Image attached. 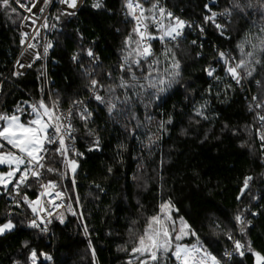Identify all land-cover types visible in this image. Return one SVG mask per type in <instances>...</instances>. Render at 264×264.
<instances>
[{
	"label": "trees",
	"instance_id": "trees-1",
	"mask_svg": "<svg viewBox=\"0 0 264 264\" xmlns=\"http://www.w3.org/2000/svg\"><path fill=\"white\" fill-rule=\"evenodd\" d=\"M141 1L145 7L152 2ZM162 1L174 15L205 27V36L199 37L197 33L193 34V30H186L179 39L180 48L177 52L182 53L181 79L156 100L144 95L133 98L127 105L118 103L117 107L125 111L114 113L112 117L103 105L92 101L89 104L93 112L90 126L97 130L101 138V151H88L90 138L85 137L84 126L79 120L73 119L78 137L74 143L76 149L84 155L79 159L75 190H72L70 174L61 182V189L67 190L65 194L73 202L77 215L69 214L63 224L54 219L49 225L51 234H39L22 225L21 221L28 219L22 209H12L17 213L14 218L17 229L0 236V264H12L13 260L24 264L30 248L50 253L54 257L52 262L42 261L43 264H93L92 250L95 251V264H126L131 248L130 243L126 244L129 239V223L138 220V228L142 230L141 214H153L159 202L157 194L161 186L164 188V198H172L179 209V215L188 220L204 246L217 258H222L225 249L231 248V243L223 236L212 234L208 218L218 217L226 224L237 210L245 206L259 212L255 218L250 215L248 217L255 226L247 232L246 239L252 242L255 251L264 253V199H259L264 193V176L261 175L264 173V163L259 157L257 141L246 132L239 131L254 123L255 113L248 110L247 104L249 93L253 95L259 89L254 82H246L243 90L235 88L234 92L229 93L227 102H222V90L228 81L224 80L217 85L203 73V68L212 60L214 46L221 50L233 48L240 39L237 30L241 34L244 30L255 31L251 28V22L255 19L259 23V17L250 15L249 23L245 24L234 15L229 31L225 33L229 38L225 39L211 22L205 25L203 17L210 14L204 8L205 4L212 11H222L228 0ZM122 3L123 0H102L103 7L93 9L92 2L86 1L75 17H62L59 22L53 19L57 27L49 31L50 41L53 42L49 93L53 98L57 95L61 97L62 109L69 106L70 100L84 98L87 93L83 90L85 80L81 69L70 59L76 50L91 47L100 57L104 70L117 63L121 41L131 28V23H125ZM17 12L20 13L18 9ZM57 14L54 12L53 17ZM21 18V13L13 15L0 11V78L7 72L20 48ZM117 29L120 31L117 32ZM81 36L83 39H80ZM195 39L196 44H191ZM154 49L157 53L161 50L159 41L154 42ZM197 52H201L203 58L196 57ZM80 63L86 65V58L82 57ZM38 72L39 63L35 62L25 74H6L0 82V112L10 114L18 102H31V98L37 99L40 96ZM217 74L223 77L221 71L218 70ZM103 83L109 84L112 81L104 80ZM209 84L213 86L211 96L205 93ZM217 91H221L219 99ZM115 95L122 99L123 90L118 89ZM205 99L208 100L210 111L207 112L210 117L198 124L190 122L188 117L192 106ZM169 114L173 116V124L167 126V132L155 146L145 148L141 142L144 139V128H137V122L155 131V123L162 118L167 119ZM133 115L136 119L131 118ZM146 117L153 118L152 125H148ZM133 129L135 131L130 134ZM181 129H184L185 134L181 135ZM234 130H237L235 134ZM242 143L244 147H241ZM248 143L253 145V150H249ZM120 144L124 147L118 153L117 145ZM6 149H9L7 145ZM161 160L164 161L163 166ZM109 167L112 168L111 174L108 173ZM1 169L6 171L7 166ZM245 175L256 177L251 194L258 197L257 201L250 202L249 195H245L242 202L235 199ZM36 186L37 182L33 181L28 189L22 190L21 195L27 192L34 198L33 189ZM77 197L79 206L75 204ZM10 202L1 190L0 222L8 218ZM80 216L84 218L82 221ZM84 226L89 229L87 236L83 233ZM235 238L245 239L238 232ZM22 241L29 242V249L21 247ZM89 241L92 250L88 248ZM120 246L127 250H118ZM253 262L251 254L246 253L243 258L234 255L226 264ZM162 264H175V261L169 257Z\"/></svg>",
	"mask_w": 264,
	"mask_h": 264
},
{
	"label": "snow or ice",
	"instance_id": "snow-or-ice-1",
	"mask_svg": "<svg viewBox=\"0 0 264 264\" xmlns=\"http://www.w3.org/2000/svg\"><path fill=\"white\" fill-rule=\"evenodd\" d=\"M42 2L47 6L51 0H42ZM13 4L29 13L28 16H23L20 23L26 26L25 22L31 20L34 33L29 40L28 32H20L19 42L22 46L20 56L33 61L47 57L49 49L53 47L52 41L45 38L42 44L43 54L33 50L37 49L41 29H53L56 28V24H49L47 17H44L43 23L35 27L38 18H33L32 13L34 8L39 7L36 0H0V11L5 14L19 15ZM28 4L32 6L28 7ZM59 4L64 8L53 17L55 21L59 22L62 17H75L79 0H59ZM91 7L101 9L102 0H93ZM204 8L210 13L203 17L204 23L211 22L219 35L225 39L229 38L225 36V33L229 31L234 15L242 19L245 24L249 23L250 15L259 17V23L255 19L251 22V28L255 31L244 30L241 34L237 30L240 39L233 48L221 50L214 46L212 60L203 68V73L217 85L224 80L228 81L222 90L224 95L222 102H227L229 93L234 92L235 88L243 90L246 82L255 83L259 91L251 96L247 104L248 110L255 113L254 123L239 131H244L249 137L259 141V157L264 163V0H255V2L254 0H243V2L228 0L227 6L219 12L212 11L208 4H205ZM123 9L125 23H131V28L121 41L119 57L115 65H110L107 70H104L101 67L100 57L91 47L81 48L70 57L73 64H78L81 69L85 80L83 90L88 94L86 97L70 100L66 111L60 107L61 97L57 95L53 98L49 93L47 99L42 95L35 102L27 100L18 102L11 115L0 112V165L7 166V171H0V190H3L11 201L8 205V218L0 222V236L17 229V224L14 223L17 213L12 209H24L25 215L30 212L31 217L21 223L39 234L48 233L49 225L54 219L63 224L65 210L73 216L77 215V212L73 210V202L69 200L65 203L67 190L61 189V182L71 173L72 190H75L77 186L75 175L80 166L79 159L84 155L75 148L73 143L78 139L77 129L73 124L74 118L84 126L85 137L90 138L88 151L102 150L101 138L97 130L90 126L93 112L89 109V104L92 101L103 105L112 117L114 113L125 111L117 107L118 103L127 105L133 101V98L144 95H149L156 100L181 79L180 55L182 53L177 52L180 48L179 39L183 36L184 29L192 25L175 16L160 3V0H152L148 7H145L141 0H124ZM39 11L44 13L45 8L39 7ZM218 20L224 22L218 23ZM195 27L199 28L203 34L204 29L201 25H195ZM153 28L155 33L151 30ZM119 31L120 29H117V32ZM80 39L83 37L81 36ZM155 41L160 43L159 53L154 49ZM191 44L195 45L196 41H191ZM81 53L87 57V65L80 63ZM196 57L203 58L202 53L197 52ZM15 66L19 69L30 68L32 65L24 64L18 58ZM218 70L223 73V77L217 75ZM19 75H22L19 71L12 72V76ZM104 80L112 81V83L105 84ZM118 89L123 90L122 99L115 95ZM41 92L43 93V89ZM205 93L212 95L211 84L205 89ZM220 95L221 91H217V99ZM207 108L208 100L206 99L202 103L194 104L188 117L189 121L197 124L201 120L207 121L209 118ZM25 115L28 116L26 121L22 119ZM131 118L136 119L135 115ZM146 120L148 125L153 124L152 117H146ZM172 124V114H169L167 119L162 118L155 123V131H152L151 127L141 125L138 121L136 127L144 128V139L141 141L143 146L148 149L155 146L167 132V126ZM134 131V129L130 130V134ZM236 131L234 130V134ZM183 134L185 131L181 129V135ZM6 145L10 146L7 151L4 150ZM244 146L245 144L242 143L241 147ZM123 147L122 144L117 145V152L119 153ZM247 147L250 151L253 150L251 143H248ZM163 163L164 161L161 160V166ZM111 172L112 168L109 167L108 173L111 174ZM261 175L264 176V173ZM51 177H57V179ZM255 179L253 175L243 177L242 185L235 197L237 202H242L245 195H249L250 202L258 200L256 195L251 194ZM33 181L37 182L36 188L33 189L34 198H31L27 192L21 195L22 190L28 189ZM97 187L99 188V185ZM157 195L159 202L153 214L147 216L141 214L142 230L138 228V220H132L129 223L127 230L129 239L126 244L130 243L131 248L126 264H162L167 262L169 257L174 259L175 264H226V261L231 260L234 255L243 258L246 253H250L254 258L253 264H264V253L255 251L252 248V242L246 239L247 232L255 226L248 217L250 215L255 218L260 214L259 212L251 211L248 206H245L237 210L226 224L218 217L208 218L212 234L217 237L223 236L231 243V248L225 249L222 258H217L208 247L204 246L199 234L188 220L179 215V209L172 198H164L163 186ZM259 199H264V193ZM75 204L79 206L78 197ZM83 219V216H80V220ZM88 232V227L84 226V235L87 236ZM236 232L245 239H236ZM189 237L194 238L195 242L184 243L183 241ZM21 247L29 249V242L22 241ZM88 248L92 250L91 241L88 243ZM118 250L127 249L120 246ZM92 255L93 264H95L94 250ZM41 257L47 262L54 260L49 253L30 248L24 264H43ZM12 264H21V261L13 260Z\"/></svg>",
	"mask_w": 264,
	"mask_h": 264
},
{
	"label": "built area",
	"instance_id": "built-area-1",
	"mask_svg": "<svg viewBox=\"0 0 264 264\" xmlns=\"http://www.w3.org/2000/svg\"><path fill=\"white\" fill-rule=\"evenodd\" d=\"M86 1H90V2L93 3V0H79V7H78V10H77L76 15L78 14V12H79L80 9L83 7V5H84V3H85ZM36 2L39 4V7H44V8H45V11H44V13H40V11H39V7H36V8L33 9L32 17H33V18H38V23L35 25V27H39V25H40L41 23H43V18H44V17H47V20H48V23H49V24H53V23H55V22L53 21V13H54V12H59V10H61L62 8H64V6H62V5L59 4V0H51V2H50L47 6H45V5L43 4L42 0H36ZM141 2H142V1H141ZM123 3H124V0H123ZM123 3H122V4H123ZM160 3H161L163 6H165V4H164V2H163L162 0H160ZM13 5H14V6L19 10V12L21 13V16H22L21 20L23 19V16H28V15H29V13L25 12L23 9H20L18 5H16V4H13ZM27 6H28V7H31L32 5H31V4H28ZM165 7H166V6H165ZM166 8H167V7H166ZM124 11H125V10L123 9V11H122V14H123V15H124ZM217 12H219V11H217ZM76 15H75V16H76ZM175 16H178V15H175ZM178 17H179V16H178ZM181 19H183V18H181ZM183 20L187 21L189 24L192 25V27H186V28L184 29L183 35H184V33H185L186 30H193V34H194V33H197L199 37H200V36H205V27H204V26H201V27L204 29L203 34H201L200 29L195 27L193 21H190V20H188V19H183ZM55 24H56V23H55ZM206 24H207V23H205V25H206ZM25 25H26V26H22L21 23L19 24L20 32H21V31L28 32V33H29V40H31V36L34 34V33H33V26L31 25V20L26 21V22H25ZM56 27H57V24H56ZM195 28H196V29H195ZM151 30L155 31L154 28L151 29ZM49 31H50V29H48V30L41 29V31H40V40H39V42H37V44H38L37 49H35V50H33V51H38V52H40L41 54H43V47H42V44H43L45 38H46L47 40H50V37H49ZM193 41H196V39L193 40ZM31 42H36V41H31ZM21 50H22V46L20 45V48H19L18 52L16 53L15 57L13 58V60H12V62H11V64H10V66H9V68H8V70H7V72H6L3 76H1V78H0V82H1L2 79L5 78V76H6V74H7L8 72H10L11 74H12L13 71H19V72H21L22 74H25V73L27 72V70L29 69V67H24V68H19V69L16 68L15 65H16V61H17L18 58H19V59L21 60V62L24 63V64L31 63V65H33L35 62H38V63H39V72H38V76H39L40 81H41V85H40L41 88H40V89H43V93L41 92L40 96H39L37 99L31 98L30 101H31V102H35L36 100L40 99L42 95L44 96L45 99H47V95L49 94V91H50V85H51V77H50V75H49V69H50L51 50H52V48L49 49V53H48V56H47V57L42 58V59H40V60H35V61L30 60V59H25L24 57H21V56H20ZM76 52H79V51L76 50ZM95 54H96V53H95ZM81 55H82V57H85V58H86V65H87V62H88V61H87V57H86V56H83V53H81ZM42 73H43V75H42ZM87 95H88V94L86 93L85 97H86ZM251 96H252V94L249 93V98H250L249 101L251 100ZM68 107H69V106H68ZM68 107L65 108L64 110L66 111V110L68 109ZM73 143H74V142H73ZM257 143H258V145H259V141H257ZM74 146H75V148H76L75 143H74ZM6 171H7V170H6ZM69 174H70V176H71V179H73V178H72V174H71V173H69ZM0 194H1V190H0ZM65 196L67 197L66 194H65ZM69 200L71 201V199L67 197V199L65 200V203H67ZM10 204H11V202H10ZM22 210L24 211V209H22ZM73 210H74V207H73ZM24 212H25V211H24ZM69 214H71V213H69L67 210H65V221L67 220V217H68ZM30 217H31V213L28 212V213H27V218H30ZM48 234H51L50 226H49ZM40 259H41V261H43V258H42V257H41Z\"/></svg>",
	"mask_w": 264,
	"mask_h": 264
},
{
	"label": "rangeland",
	"instance_id": "rangeland-1",
	"mask_svg": "<svg viewBox=\"0 0 264 264\" xmlns=\"http://www.w3.org/2000/svg\"><path fill=\"white\" fill-rule=\"evenodd\" d=\"M217 75H220V74H217ZM203 101H200V103H202ZM207 111H210L209 110V108H207ZM12 113H10L9 115H11ZM207 115H208V117H210V115L208 114V112H207ZM26 117L23 119V120H27L28 119V116L27 115H25ZM9 148H10V146H8ZM7 150H9V149H6L5 151H7ZM2 166H6V165H0V171H2V169H1V167ZM190 239H192V237H189V238H187V239H185L183 242L184 243H187V244H192V243H194L195 242V239H193L191 242H187V240H190ZM50 254V253H49ZM51 255V254H50Z\"/></svg>",
	"mask_w": 264,
	"mask_h": 264
}]
</instances>
